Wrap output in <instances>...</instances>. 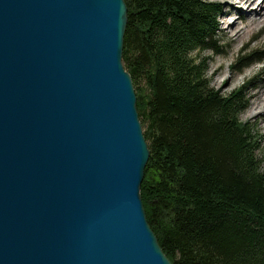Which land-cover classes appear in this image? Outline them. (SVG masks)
Returning a JSON list of instances; mask_svg holds the SVG:
<instances>
[{
	"label": "water",
	"instance_id": "water-1",
	"mask_svg": "<svg viewBox=\"0 0 264 264\" xmlns=\"http://www.w3.org/2000/svg\"><path fill=\"white\" fill-rule=\"evenodd\" d=\"M125 0H0V264H173L141 185Z\"/></svg>",
	"mask_w": 264,
	"mask_h": 264
},
{
	"label": "trees",
	"instance_id": "trees-1",
	"mask_svg": "<svg viewBox=\"0 0 264 264\" xmlns=\"http://www.w3.org/2000/svg\"><path fill=\"white\" fill-rule=\"evenodd\" d=\"M125 1L123 63L150 149L141 195L163 251L173 264H264L260 136L242 118L257 78L226 93L209 75L214 57L227 52L224 4ZM262 62L264 43L248 44L231 68Z\"/></svg>",
	"mask_w": 264,
	"mask_h": 264
},
{
	"label": "rangeland",
	"instance_id": "rangeland-1",
	"mask_svg": "<svg viewBox=\"0 0 264 264\" xmlns=\"http://www.w3.org/2000/svg\"><path fill=\"white\" fill-rule=\"evenodd\" d=\"M219 1H221L224 4L225 14L224 16L220 17V22H221L222 36L225 38L224 42L225 44L228 45V47L226 53L216 55L211 63L209 75H211L212 77V85L215 88L221 89L223 92L227 93L235 89L239 85H241L244 82V80L255 75L257 78L256 80L257 88L250 92L251 103L249 109L253 105L264 106V62L254 63L250 67L246 68L242 73H234L231 68V64L234 62L235 58L237 57V54L241 49H243L248 44H251L253 46L259 43H264V3L259 2V0H219ZM259 4L260 6H263V10L252 9V11L250 12V8ZM255 12H258V15ZM259 34H263L260 37L259 41L252 42L253 38ZM123 52H124V48H123ZM126 71L128 70L126 69ZM133 85L137 96L138 95L136 90L137 88L134 82ZM143 85L144 82H140L139 86H143ZM142 92L143 91L140 90L139 92L140 96L144 93ZM138 104L139 102L137 96V110L139 113V119L142 124L143 132L145 133L146 125L143 124L142 117L140 116V112H139V108L142 106V104L141 103L140 105ZM249 109L242 114V118L243 120L252 121L256 126V131L260 136V143H261V148L260 151L258 152V157L261 160V170L264 171V107L262 111H259L254 115H251L249 113ZM146 142L148 144L147 139Z\"/></svg>",
	"mask_w": 264,
	"mask_h": 264
},
{
	"label": "bare ground",
	"instance_id": "bare-ground-1",
	"mask_svg": "<svg viewBox=\"0 0 264 264\" xmlns=\"http://www.w3.org/2000/svg\"><path fill=\"white\" fill-rule=\"evenodd\" d=\"M259 2L264 3V0H259ZM248 8H249V6H248ZM252 9H253V10H255V9L263 10V6H260V4H259V5H256V6L252 7V8H250V12L252 11ZM255 13L258 15V12H255ZM253 14H254V13H253ZM230 24H231V23H230ZM230 24H229V25H230ZM263 107H264V106L253 105V106H251V108L249 109V113H250L251 115H254V114H256L257 112L262 111Z\"/></svg>",
	"mask_w": 264,
	"mask_h": 264
}]
</instances>
